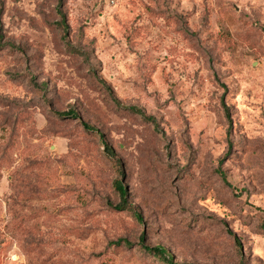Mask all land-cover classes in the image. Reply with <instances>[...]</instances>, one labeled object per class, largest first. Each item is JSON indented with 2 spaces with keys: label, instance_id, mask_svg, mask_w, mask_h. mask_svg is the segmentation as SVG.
<instances>
[{
  "label": "rangeland",
  "instance_id": "1",
  "mask_svg": "<svg viewBox=\"0 0 264 264\" xmlns=\"http://www.w3.org/2000/svg\"><path fill=\"white\" fill-rule=\"evenodd\" d=\"M59 2L0 0V264H264V0Z\"/></svg>",
  "mask_w": 264,
  "mask_h": 264
},
{
  "label": "trees",
  "instance_id": "2",
  "mask_svg": "<svg viewBox=\"0 0 264 264\" xmlns=\"http://www.w3.org/2000/svg\"><path fill=\"white\" fill-rule=\"evenodd\" d=\"M62 7H63V0H60L59 5H58V12L64 18ZM79 53L84 54V53H82V51L81 52L79 51ZM107 88H109V87H107ZM115 101H116L117 105L122 106L118 100H115ZM123 108L124 109H128V110L132 111L133 113L141 115L143 119H145L148 122H151L155 126L158 125L155 117L145 114L142 109H140V108H138L136 106H129V107L124 106ZM58 115L61 116V117L69 116V117L78 118L77 111L73 107L71 109L67 110V111L58 112ZM83 125H84V127L87 130H90V131H93V132H98V129L96 127H94L93 125H91V124H89L87 122H84ZM106 149L108 151V154H110V156L112 158H114L115 157L114 149L111 146H109V145H106ZM115 161H116V163H120V160L117 159V158H116ZM118 168H119L121 174H123L122 165L121 164H118ZM220 172H221L222 177L226 181L225 172L222 171V170ZM115 187H116V189L119 192V195L121 197V204L116 205V207L117 208H125V207L129 208V207H131L128 204V190L124 186L123 182L121 180H117L115 182ZM134 216H135L136 220H139V221L143 220L142 215H141L140 212L134 211ZM142 239H143V237H142ZM123 242L125 244H127V245L131 244L128 239H119V240L115 241V244L118 245V244H122ZM237 243H238L239 246H241L240 241H237ZM144 247H145V249L147 251L151 252L154 255L155 260L162 261V263H164V264H191V263H186V262H176V261H174L172 259V257L170 256V254L168 253L166 247H164L162 245H156V246L150 247V246L144 244Z\"/></svg>",
  "mask_w": 264,
  "mask_h": 264
}]
</instances>
